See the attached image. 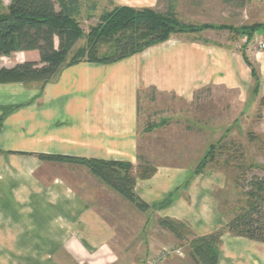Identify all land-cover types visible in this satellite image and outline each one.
Here are the masks:
<instances>
[{
  "label": "crops",
  "instance_id": "obj_1",
  "mask_svg": "<svg viewBox=\"0 0 264 264\" xmlns=\"http://www.w3.org/2000/svg\"><path fill=\"white\" fill-rule=\"evenodd\" d=\"M81 1L79 15L84 8ZM110 1L116 7L152 10L158 3ZM2 3L6 9L10 0ZM258 34L264 41V32ZM196 38L174 35L113 64L82 62L62 68L46 85L0 84V264H135L116 249V227L84 196L90 189L82 187L75 173L96 181L88 170L45 162L38 156L135 166L140 106L149 92L188 103L203 90L234 93L244 102L251 94L250 110L260 108L255 127L264 134V51L251 49L249 57L259 76L255 92L240 50ZM35 53H16L20 59L0 68L37 61ZM188 172V168L162 167L151 178L137 180L134 191L156 218L184 224L191 240L222 230L230 219L221 214L214 199L220 180L189 179ZM163 234L169 244H178L172 234ZM163 264L197 263L188 253L173 255ZM218 264H264V244L223 232Z\"/></svg>",
  "mask_w": 264,
  "mask_h": 264
},
{
  "label": "rangeland",
  "instance_id": "obj_2",
  "mask_svg": "<svg viewBox=\"0 0 264 264\" xmlns=\"http://www.w3.org/2000/svg\"><path fill=\"white\" fill-rule=\"evenodd\" d=\"M81 2L84 8L77 21L83 37L71 54L86 44L85 37L101 14L116 7L110 0ZM88 5H95L94 10L87 9ZM168 8L173 9L177 20L184 25L212 27L178 36L197 37L215 46L243 51L248 60L252 50L260 51L258 44L264 43L258 33L249 43L245 36L238 35L243 27L264 25V0H158L154 10L166 13ZM108 52V46L101 45L100 53ZM35 55L38 59L37 53ZM20 57L16 54L0 58V65L11 64ZM28 58L32 60V56ZM248 98L244 102L234 93L228 96L221 90H203L188 103L170 96L154 97L153 92H149L140 106L141 138L133 174L137 167L145 164L148 171H153L149 178L162 167L188 168L189 179L214 177L220 180L219 188L214 191L218 210L231 219L245 205L244 195L249 190L250 180L264 176V134H259L255 127L260 119V108L251 111V94ZM211 145L216 147L214 158L206 160L207 166L195 174ZM75 175L81 177L82 187L90 189L84 191L86 199L116 227L114 244L126 260L142 264L148 257L163 251L180 250L178 256L189 253L188 228L187 241H179L177 246L169 244L167 235L163 234L168 231L158 226L159 219L150 210L141 213L108 187L102 185L103 190H100L95 184L97 180L90 175Z\"/></svg>",
  "mask_w": 264,
  "mask_h": 264
},
{
  "label": "trees",
  "instance_id": "obj_3",
  "mask_svg": "<svg viewBox=\"0 0 264 264\" xmlns=\"http://www.w3.org/2000/svg\"><path fill=\"white\" fill-rule=\"evenodd\" d=\"M78 16L79 0H10L5 12L0 0V58H8L16 53L38 54L37 61H24L11 68L1 67L0 84L46 85L53 81L62 68L82 62L113 64L164 43L171 36L212 28L182 24L172 8L161 13L152 9L114 7L101 14L98 23L86 35V44L78 48L68 60L83 37ZM258 32H264V25L243 27L238 35L245 36L246 43H249ZM101 45H107L109 52L100 53ZM242 56L250 68L253 90L256 92L259 87L258 72L243 51ZM215 150L214 145L208 147L203 160L194 171L195 174L207 166L206 160L214 158ZM38 157L45 162L82 166L100 184L114 191L137 211L146 213L150 210L134 191L137 180L148 179L153 174L145 164L137 167L134 175V167L128 162L53 155ZM248 186L249 190L244 195V207L222 230L188 241L189 256L195 263L218 264L220 237L223 232L264 244V176L252 178ZM157 224L178 241H187L186 227L183 224L170 219H159Z\"/></svg>",
  "mask_w": 264,
  "mask_h": 264
},
{
  "label": "built area",
  "instance_id": "obj_4",
  "mask_svg": "<svg viewBox=\"0 0 264 264\" xmlns=\"http://www.w3.org/2000/svg\"><path fill=\"white\" fill-rule=\"evenodd\" d=\"M258 49L260 51H264V43L258 44ZM171 255H181L180 251H163V253L157 254L152 257H148L145 259L142 264H163L167 258H169Z\"/></svg>",
  "mask_w": 264,
  "mask_h": 264
}]
</instances>
